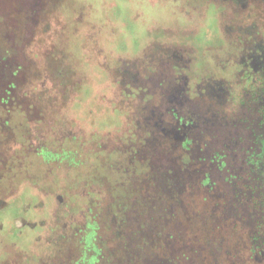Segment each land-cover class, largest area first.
<instances>
[{"label":"rangeland","instance_id":"1","mask_svg":"<svg viewBox=\"0 0 264 264\" xmlns=\"http://www.w3.org/2000/svg\"><path fill=\"white\" fill-rule=\"evenodd\" d=\"M263 26L261 0H0V264L247 263L250 225L245 239L232 233L230 223H244L231 193L199 189L206 168L195 147L182 163L165 138V102L202 124L203 141L224 132L228 119L205 125L212 97L202 82L238 88ZM62 150L69 158L48 154ZM115 183L157 199L144 216L162 249L151 234L120 250ZM165 199L184 211L154 223ZM208 213L219 229L204 225ZM208 237L221 239L219 252Z\"/></svg>","mask_w":264,"mask_h":264},{"label":"flooded vegetation","instance_id":"2","mask_svg":"<svg viewBox=\"0 0 264 264\" xmlns=\"http://www.w3.org/2000/svg\"><path fill=\"white\" fill-rule=\"evenodd\" d=\"M261 1L264 4V0ZM258 29L259 39L252 43L255 52L250 56L254 71L252 74L244 71L246 76L244 74L237 81L238 88L227 80L201 81L203 90L208 91L206 96L212 97L213 121L208 124L210 127L205 125L214 129L213 124H224L228 119L224 132L215 133L214 138L209 134L208 140L203 141L202 124L168 107L174 100L165 102V125L170 127L169 130L165 128V138L173 140L182 150L183 156L179 158L182 163L193 154L191 151L195 147L196 163L206 168L199 189L214 191L220 185L224 187L231 193L228 197L235 201L233 213H241L244 223L243 226L230 223L231 232L245 239L246 227H251L248 238L241 245V250L246 252L245 264H264V29ZM248 30L249 27L242 29L244 33ZM196 139L201 142L194 143ZM131 164H136L135 159L132 158Z\"/></svg>","mask_w":264,"mask_h":264},{"label":"trees","instance_id":"3","mask_svg":"<svg viewBox=\"0 0 264 264\" xmlns=\"http://www.w3.org/2000/svg\"><path fill=\"white\" fill-rule=\"evenodd\" d=\"M160 108V107H158ZM155 147V146H153ZM158 148V147H157ZM64 152V150L60 152H56V153H48L51 155V157H60V154H62ZM65 153V156L69 158L70 156V153L69 152H64ZM66 159V158H65ZM129 159V158H128ZM72 163H77L76 161H74V158L72 157ZM55 162H60V161H55ZM65 163H67V161H65ZM130 165V164H128ZM115 185L116 187L113 188V196L115 198V203H114V207L116 209V207L120 209H123L124 208V211L123 212H127L129 214V222H126L125 220H122L123 218L119 215V210L117 211L116 213V216L119 218L117 220V223L116 225H114V228H113V236L115 237V240L119 243V246H120V250L121 251H124L126 249V247H130V250H133V246H132V241L134 238H138V240L140 241L139 243H142L144 246L146 245V240H148L147 236L149 237L151 234L155 237H157V240L155 241L154 243V248L152 249L153 251H157L160 247L161 249L163 248V242H164V237H163V234H162V231L160 230H155L153 232H151V234L148 232V229L147 227H149L150 225H147V217H145L144 215L148 214L149 216V209H150V206L153 204V203H156L157 199H151L150 198H146L149 199V202H146L145 200L142 201L139 196H138V193L140 192V190H142L141 186L139 185V183L137 184H131V186H128L126 184H113ZM140 194V193H139ZM156 196H158V194L156 193ZM159 199H161V197H159ZM169 200V199H168ZM160 201V200H159ZM178 204V205H176ZM160 206V205H158ZM174 206H176V208L179 210V211H184L181 204L179 203L178 200H169L167 202V199H165V203L164 205H161L160 208H163V214L156 218L154 220V223H156L157 221H164L166 218L168 220H170L171 222L172 221H176V220H173V219H176V215H173L172 217L170 216V210H173L174 209ZM191 210V211H190ZM188 212L186 213H192L194 212V208L191 207L189 210H187ZM190 211V212H189ZM124 213V214H125ZM165 213H166V216H165ZM184 213V212H183ZM181 214V212H180ZM207 215V214H206ZM205 215V216H206ZM94 216V215H93ZM96 216V215H95ZM94 216V218H95ZM170 216V217H169ZM193 216V215H192ZM94 221V220H93ZM95 222V221H94ZM205 226L208 224H210V227H213L215 226L216 229H219V225H217V222L215 221V219L213 217H211V215L208 213V215L205 217ZM129 223H134L136 228H134V226L132 225H129ZM95 224V223H94ZM93 224V225H94ZM159 229H161V226L159 227ZM208 229V228H207ZM148 232V234H146ZM217 237H208L206 239V246L208 248H210V250H214L215 251V248H216V251L219 252L220 251V243H221V239L219 240H216ZM81 242V241H80ZM142 245V247H143ZM149 248V247H148ZM136 250L137 249H140V246H136L135 248ZM199 249H201L199 247ZM129 251V250H127ZM98 258L102 255L100 249L98 248ZM109 252V251H108ZM200 252V250L198 249H195L193 251V254H191V257H193L195 259V257H198V253ZM134 253V252H133ZM135 254V253H134ZM157 255V254H156ZM117 256V255H116ZM119 256H117L118 258ZM136 258L138 259L137 256H133V258ZM98 258H96V260L98 261ZM118 259H121V258H118ZM187 259V258H186ZM122 260H123V257H122ZM204 260V258H203ZM211 263L208 262V264ZM138 264H140V262H138Z\"/></svg>","mask_w":264,"mask_h":264}]
</instances>
